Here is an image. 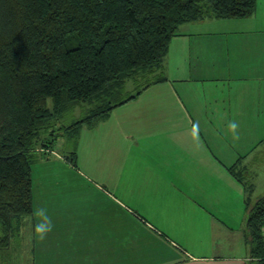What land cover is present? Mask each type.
<instances>
[{"label": "crops", "instance_id": "1", "mask_svg": "<svg viewBox=\"0 0 264 264\" xmlns=\"http://www.w3.org/2000/svg\"><path fill=\"white\" fill-rule=\"evenodd\" d=\"M160 76L80 126L77 163L100 176L76 179L89 189L61 196L64 208L41 207L54 222L43 239L33 202L12 256L31 264L248 262L247 206L264 195V0L247 17L181 23Z\"/></svg>", "mask_w": 264, "mask_h": 264}, {"label": "trees", "instance_id": "2", "mask_svg": "<svg viewBox=\"0 0 264 264\" xmlns=\"http://www.w3.org/2000/svg\"><path fill=\"white\" fill-rule=\"evenodd\" d=\"M256 3L0 0V251L32 213V154L44 130L78 106L84 115L65 129L75 136L80 126L95 125L142 86L162 80L157 71L181 23L247 17ZM129 78L145 84L129 94ZM230 171L242 180L243 173ZM245 236V264H264V195L247 206Z\"/></svg>", "mask_w": 264, "mask_h": 264}, {"label": "rangeland", "instance_id": "3", "mask_svg": "<svg viewBox=\"0 0 264 264\" xmlns=\"http://www.w3.org/2000/svg\"><path fill=\"white\" fill-rule=\"evenodd\" d=\"M160 70L157 71L159 73ZM129 78L124 86L125 91L132 87L133 83L140 86L145 84L144 80ZM126 94L123 95L125 97ZM84 109L78 108L65 113L51 128L44 130L39 140V147L32 154V177H33V199L34 208L39 209L51 203L61 204V196L73 194L75 189H89V182H76V179L97 178V172L83 168L77 163V150L79 138L72 136V131L65 129L73 121L84 115ZM47 145V148H41ZM264 182V177H263ZM76 183V184H74ZM59 200V201H58ZM56 207V206H55ZM17 240V239H16ZM14 240V242H16ZM18 241V240H17ZM14 249L0 251V264H31L24 257L12 256Z\"/></svg>", "mask_w": 264, "mask_h": 264}, {"label": "clouds", "instance_id": "4", "mask_svg": "<svg viewBox=\"0 0 264 264\" xmlns=\"http://www.w3.org/2000/svg\"><path fill=\"white\" fill-rule=\"evenodd\" d=\"M231 127L235 129L236 124L233 123ZM34 214L39 217V221L34 227L35 233L39 236V238L43 239L49 232L53 230L54 222L46 208H39Z\"/></svg>", "mask_w": 264, "mask_h": 264}]
</instances>
